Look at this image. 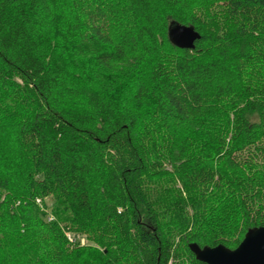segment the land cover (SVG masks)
Wrapping results in <instances>:
<instances>
[{
	"label": "trees",
	"instance_id": "1",
	"mask_svg": "<svg viewBox=\"0 0 264 264\" xmlns=\"http://www.w3.org/2000/svg\"><path fill=\"white\" fill-rule=\"evenodd\" d=\"M199 2L0 0V264H207L264 226V0Z\"/></svg>",
	"mask_w": 264,
	"mask_h": 264
},
{
	"label": "water",
	"instance_id": "2",
	"mask_svg": "<svg viewBox=\"0 0 264 264\" xmlns=\"http://www.w3.org/2000/svg\"><path fill=\"white\" fill-rule=\"evenodd\" d=\"M200 37L192 26L174 24L170 28L171 40L181 48H194ZM189 246L196 258L207 264H264V226L250 228L235 249L224 244L202 247L195 242Z\"/></svg>",
	"mask_w": 264,
	"mask_h": 264
},
{
	"label": "rangeland",
	"instance_id": "3",
	"mask_svg": "<svg viewBox=\"0 0 264 264\" xmlns=\"http://www.w3.org/2000/svg\"><path fill=\"white\" fill-rule=\"evenodd\" d=\"M192 2L194 3V6H195L193 8V11L194 9L196 11H199V10L201 11L200 6L198 5L200 4L199 0H192ZM171 11L174 14V16H177V17H187L189 14V11L187 10L171 9ZM208 11L217 14L216 12L217 10L215 8H211V10H208ZM148 60L149 59L146 57V54L142 52L138 55L133 56V58L130 59L128 62L115 65L111 68L96 69L95 67L90 66L88 64L89 65L87 68L88 77L90 78H87V80L88 82L91 83L92 80L95 79L96 81L101 82V84L114 81V82H117L121 87H123L124 90H126L130 85H132L133 83L132 79H134L135 77V76L133 77V74L136 75V73L138 72L137 71L138 69H139V72L143 74H146L148 72V69H149ZM118 84H116L117 87H119ZM93 85H97V83L93 82ZM122 94L125 95L124 93ZM47 202H48L49 207H52L55 203V200H53L52 198H48ZM226 213L228 215V218L230 219L229 221L226 222V224L229 225L227 226L226 230L230 233L231 227H233V225L238 224L239 216H238V211L237 209H235V207L230 208V210H228ZM223 224L225 225L224 222ZM66 225H70V223L67 222ZM226 232L224 233L225 235L228 234V233L226 234ZM71 235H73V233ZM78 242L80 243V245L92 244L86 235H78Z\"/></svg>",
	"mask_w": 264,
	"mask_h": 264
},
{
	"label": "built area",
	"instance_id": "4",
	"mask_svg": "<svg viewBox=\"0 0 264 264\" xmlns=\"http://www.w3.org/2000/svg\"><path fill=\"white\" fill-rule=\"evenodd\" d=\"M37 202L40 204V202H41L40 199H37ZM49 218H50V220L52 219V217H49ZM68 237H69L70 241H72V242L75 241L73 235L69 234Z\"/></svg>",
	"mask_w": 264,
	"mask_h": 264
}]
</instances>
